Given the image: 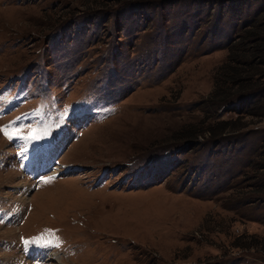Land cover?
I'll use <instances>...</instances> for the list:
<instances>
[{"label":"rangeland","instance_id":"1","mask_svg":"<svg viewBox=\"0 0 264 264\" xmlns=\"http://www.w3.org/2000/svg\"><path fill=\"white\" fill-rule=\"evenodd\" d=\"M263 14L0 0V264H264V86L209 98Z\"/></svg>","mask_w":264,"mask_h":264},{"label":"trees","instance_id":"2","mask_svg":"<svg viewBox=\"0 0 264 264\" xmlns=\"http://www.w3.org/2000/svg\"><path fill=\"white\" fill-rule=\"evenodd\" d=\"M125 1L162 3L166 0ZM217 74L218 80L209 98L219 107L229 105L233 99L249 97L253 91L264 86L261 83L264 78V21H256L241 32L228 48L227 61L217 69ZM246 114L251 115V112Z\"/></svg>","mask_w":264,"mask_h":264},{"label":"snow or ice","instance_id":"3","mask_svg":"<svg viewBox=\"0 0 264 264\" xmlns=\"http://www.w3.org/2000/svg\"><path fill=\"white\" fill-rule=\"evenodd\" d=\"M0 131H3V129H0ZM5 135L7 136L8 133L5 132ZM9 139H11V137L9 136ZM55 177H51V178H44V182L47 183L49 179H54ZM25 243H27V241H25ZM57 247L59 246L58 244L56 245Z\"/></svg>","mask_w":264,"mask_h":264},{"label":"bare ground","instance_id":"4","mask_svg":"<svg viewBox=\"0 0 264 264\" xmlns=\"http://www.w3.org/2000/svg\"><path fill=\"white\" fill-rule=\"evenodd\" d=\"M46 159V158H45ZM37 160H40L39 158L38 159H36V160H34V162H36ZM44 160V159H43Z\"/></svg>","mask_w":264,"mask_h":264}]
</instances>
